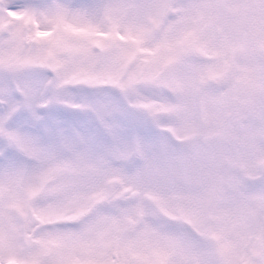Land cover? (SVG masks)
Returning a JSON list of instances; mask_svg holds the SVG:
<instances>
[{"label":"snow or ice","instance_id":"obj_1","mask_svg":"<svg viewBox=\"0 0 264 264\" xmlns=\"http://www.w3.org/2000/svg\"><path fill=\"white\" fill-rule=\"evenodd\" d=\"M0 264H264V0H0Z\"/></svg>","mask_w":264,"mask_h":264}]
</instances>
